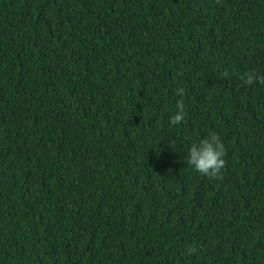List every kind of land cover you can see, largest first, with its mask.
Listing matches in <instances>:
<instances>
[{"label":"trees","instance_id":"obj_1","mask_svg":"<svg viewBox=\"0 0 264 264\" xmlns=\"http://www.w3.org/2000/svg\"><path fill=\"white\" fill-rule=\"evenodd\" d=\"M260 76L264 0H0V264H264Z\"/></svg>","mask_w":264,"mask_h":264},{"label":"clouds","instance_id":"obj_2","mask_svg":"<svg viewBox=\"0 0 264 264\" xmlns=\"http://www.w3.org/2000/svg\"><path fill=\"white\" fill-rule=\"evenodd\" d=\"M252 75H248L244 79V84L251 85L254 82ZM259 83L264 84V76L258 77ZM177 93L180 96L184 95V90L177 89ZM177 111L170 117V124L178 125L185 119L184 105L182 101H177ZM210 140L208 139L200 141V147L196 144H192L188 149L187 164L191 165L193 170L198 174L207 176L209 178L220 179L222 178V170L226 166V161L223 159L225 156V148L216 133H210ZM173 144L175 142L173 141ZM191 248L187 251L190 253Z\"/></svg>","mask_w":264,"mask_h":264}]
</instances>
